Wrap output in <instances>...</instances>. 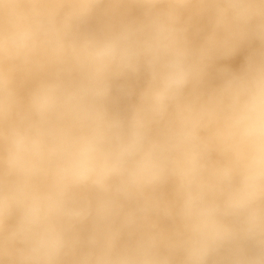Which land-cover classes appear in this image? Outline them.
I'll use <instances>...</instances> for the list:
<instances>
[{
	"label": "clouds",
	"instance_id": "clouds-1",
	"mask_svg": "<svg viewBox=\"0 0 264 264\" xmlns=\"http://www.w3.org/2000/svg\"><path fill=\"white\" fill-rule=\"evenodd\" d=\"M102 7L143 16L79 35ZM248 40L240 72L186 96ZM141 70L111 113L112 82ZM0 264H264V0H0Z\"/></svg>",
	"mask_w": 264,
	"mask_h": 264
},
{
	"label": "rangeland",
	"instance_id": "rangeland-1",
	"mask_svg": "<svg viewBox=\"0 0 264 264\" xmlns=\"http://www.w3.org/2000/svg\"><path fill=\"white\" fill-rule=\"evenodd\" d=\"M142 16L143 10L135 7L121 10L120 14L117 15L106 14L102 7L80 26L78 33L81 36L99 35L115 29L121 23L138 21L142 19ZM190 24L189 39L193 46H199L211 31L208 18L204 15L193 16ZM260 47L258 41L248 40L241 43L235 52L214 59L206 69L203 82L197 85L195 89L192 86L186 89V96H191L194 91H210L218 87L228 75L240 72L245 67L248 59L255 55ZM44 77L45 73L40 72L20 75L17 77L15 86L22 96H27ZM148 82L149 75L144 70L114 80L108 102L110 112L120 116L128 115L131 108L138 103L139 96L147 87ZM163 193L166 198L171 199L174 195V185L172 183L166 185ZM160 223L172 230L169 221L161 219Z\"/></svg>",
	"mask_w": 264,
	"mask_h": 264
}]
</instances>
